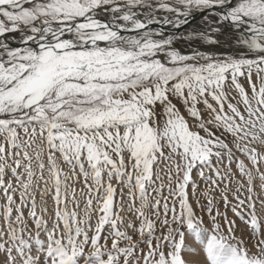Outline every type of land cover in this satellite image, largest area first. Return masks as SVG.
Instances as JSON below:
<instances>
[{"label":"snow or ice","instance_id":"1","mask_svg":"<svg viewBox=\"0 0 264 264\" xmlns=\"http://www.w3.org/2000/svg\"><path fill=\"white\" fill-rule=\"evenodd\" d=\"M194 9L220 14L152 28ZM226 29L234 53L172 46ZM262 166L264 0H0V264H264Z\"/></svg>","mask_w":264,"mask_h":264},{"label":"rangeland","instance_id":"2","mask_svg":"<svg viewBox=\"0 0 264 264\" xmlns=\"http://www.w3.org/2000/svg\"><path fill=\"white\" fill-rule=\"evenodd\" d=\"M157 15L159 17H163L164 15H171V14H168V13H164V12H159L157 13ZM15 34V33H14ZM9 35H12V34H9ZM241 79V83H243L245 85V87L247 88V83L245 81V79L242 77L240 78ZM253 81L256 80V76L255 74H253V77H252ZM233 95H235V93H233ZM211 102V101H210ZM235 102V101H233ZM179 106V105H178ZM200 107H203V105H200ZM183 111V109H181ZM233 151L235 152V148L233 147ZM236 155L239 156L240 159H244L245 160V163H248L247 159L245 157H243L239 152H236ZM213 162L215 163V158H213ZM66 170L68 169V165H62ZM217 167L221 168L222 170H226L225 168V165H217ZM249 167H251V165L249 164ZM231 168L233 171H236V167H235V164H232L231 165ZM261 170L264 171V166L261 167ZM205 175L208 176V175H212V173H210L207 169H205ZM193 177L197 180V183L199 184L200 186V190H203L207 185L204 181L200 180L199 177L197 176L195 170L193 171ZM165 183H167V180H165ZM113 185L117 187V190H118V193H119V185L116 184L115 181H113ZM74 187L77 189V199H79L81 201V207H83V196L82 194L80 193V189L83 188V182H82V178H81V181L78 182V183H75ZM224 185L223 184H220V188H223ZM230 187L232 188H235V185H230ZM70 191V190H69ZM127 191V189H125V192ZM189 192L191 193V187H189ZM165 195H167V191H165ZM217 197L219 196V194L217 193L216 194ZM241 198L244 199L246 198L248 195H251L252 196V199L253 201L256 202V207L257 209L259 210L260 208V199H264V192H261V189H260V186H259V180L257 179L255 181V188H254V192L253 193H248L246 190L242 189L241 190ZM36 201H37V205H38V211L40 209H42L45 205H44V202L47 201V208L49 210V212H51L52 210V207H53V204H52V196L51 195H45L44 197H41L40 193L37 191L36 192ZM117 199H119V196L117 197ZM125 201H127V196H125ZM228 199L230 201H232V203H236V201L233 199V196L231 193H229L228 195ZM4 203L3 199H0V205H2ZM201 204H206V201L201 198V201H200ZM139 204V201H137V205ZM218 206L220 207V210L223 212L225 211V208L223 207L222 204H218ZM72 205L69 204V208H71ZM193 207L194 209L196 210L197 212V215H203L204 216V220H205V225L210 227L209 225V221H210V217H208L205 213H202L200 208L197 206V204L193 201ZM246 208V206H245ZM247 210V208H246ZM27 213H28V209H25V215L27 216ZM122 216H124L126 218V221H127V218L130 216V213H128L127 211L125 212H122L121 213ZM228 217L232 220H235L236 222V235L239 237L241 236L242 234H246V225H245V222L240 220L238 217H235L233 215V213L231 211H228ZM134 221H135V217H131ZM29 222H31L29 220ZM136 224L138 225L139 224V221H135ZM0 223H2V219H0ZM93 223H95V217L93 218ZM221 223L223 224V221L221 220ZM129 234H132L131 230L129 229ZM91 234V233H90ZM157 234H159V226H157ZM211 232H207V233H204V238L206 239L208 235H210ZM202 247V245H201ZM203 256V253L202 252H197L195 257L194 258H202Z\"/></svg>","mask_w":264,"mask_h":264},{"label":"bare ground","instance_id":"3","mask_svg":"<svg viewBox=\"0 0 264 264\" xmlns=\"http://www.w3.org/2000/svg\"><path fill=\"white\" fill-rule=\"evenodd\" d=\"M205 17H208V21L215 20L213 16L211 15V13H204L200 15L198 18H196L197 20L194 23V25H191L188 22L187 24L181 26V28L179 29H175L171 25H167V26L164 25V26H165V29L171 32V34L176 33L178 36L182 37L186 33L192 32L194 30L203 29L205 27V24L207 23V21L204 19ZM152 28L158 31L161 30L159 25H153ZM12 35L14 36V34ZM215 35L219 39L218 44L210 45V44L205 43L202 40L195 41V40L175 39L173 41L172 46L185 54H191L193 49H197V50L205 51V52H213V53H219V52H233L234 53L236 51V46L233 43L235 36L230 29H226L223 32V34H215Z\"/></svg>","mask_w":264,"mask_h":264},{"label":"water","instance_id":"4","mask_svg":"<svg viewBox=\"0 0 264 264\" xmlns=\"http://www.w3.org/2000/svg\"><path fill=\"white\" fill-rule=\"evenodd\" d=\"M213 12L216 13V15H213ZM204 13H211V15L213 16L214 19L217 18V15L220 14V9H215V10H193L191 15L187 18L189 24L194 25V23L196 22V18H198L200 15L204 14ZM160 29L163 30V32L165 33V35H171V32H169L167 29H165L164 25H159ZM9 34H14V33H9ZM173 34V33H172Z\"/></svg>","mask_w":264,"mask_h":264},{"label":"flooded vegetation","instance_id":"5","mask_svg":"<svg viewBox=\"0 0 264 264\" xmlns=\"http://www.w3.org/2000/svg\"><path fill=\"white\" fill-rule=\"evenodd\" d=\"M15 34H17V35H18V33H15ZM15 34H14V35H15ZM10 36H11V35H10ZM12 36H13V35H12Z\"/></svg>","mask_w":264,"mask_h":264}]
</instances>
